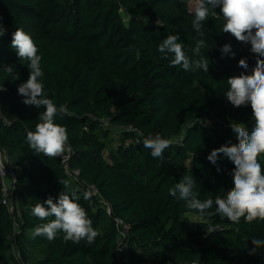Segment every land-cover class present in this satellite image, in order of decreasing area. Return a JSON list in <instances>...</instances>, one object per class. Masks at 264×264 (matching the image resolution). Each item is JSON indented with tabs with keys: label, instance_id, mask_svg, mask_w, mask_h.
<instances>
[{
	"label": "trees",
	"instance_id": "trees-1",
	"mask_svg": "<svg viewBox=\"0 0 264 264\" xmlns=\"http://www.w3.org/2000/svg\"><path fill=\"white\" fill-rule=\"evenodd\" d=\"M192 1L0 0V108L11 120H0V148L17 174L13 214L2 203L0 177V264H264V247L249 254L252 240L264 239V221L242 218L235 224L215 214L217 196L225 198L234 186V164L223 155L216 165L207 159L213 149L238 143L231 124L254 127L251 106L234 107L225 92L227 79L251 74L257 57L250 43L222 31L225 21L216 7L204 22L207 47L201 51L210 61L208 72L169 67L171 57L161 59L158 51L167 35L179 34L186 55L198 58L192 52L198 38ZM18 28L39 49L45 93L68 109L56 122L67 128L74 149L70 166L96 186L112 214L99 196L84 199L86 191L66 174L60 157L37 154L27 144L26 130H35L44 108L25 105L17 91L30 71L29 61L11 47ZM225 44L231 45L228 54L221 52ZM242 58L247 69L239 67ZM5 66L13 67L11 75ZM107 118L110 124L104 125ZM131 127L144 137H183L164 150L161 161ZM115 128L122 131L117 145ZM260 162L264 165V156ZM184 175L194 177L200 200H213L203 215L191 213L201 218L194 226L182 219L184 202L168 191ZM61 181L77 192L99 233L91 244L64 243L62 233L52 241L32 237L35 226L47 222L31 215L32 207L58 198ZM116 218L130 224L129 263L117 256Z\"/></svg>",
	"mask_w": 264,
	"mask_h": 264
},
{
	"label": "clouds",
	"instance_id": "clouds-1",
	"mask_svg": "<svg viewBox=\"0 0 264 264\" xmlns=\"http://www.w3.org/2000/svg\"><path fill=\"white\" fill-rule=\"evenodd\" d=\"M216 7L220 8L225 21L222 31L230 33L239 42L250 43V50L256 54L257 59L251 74L241 73L227 79L229 87L225 92L226 99L237 108L250 105L255 124L251 131L243 123L231 124L238 143L229 142L213 149L207 157L214 165L221 155L234 164L231 173L234 186L227 191L225 198L217 196L214 202L215 214L235 224H239L242 218L245 223L264 221V165L260 162V158L264 156V0H195L192 27L198 38L192 52L198 58L192 59L186 55L184 45L178 42L179 34L167 35L158 45V51L161 59L171 57L169 67H181L185 72L202 70L207 73L210 61L201 51L207 47L203 39L204 22L208 20L210 10ZM11 47L20 59L29 61V77L18 86V94L24 97L25 105L44 108L35 130H26V142L37 154L48 158H64L65 153L70 151L68 131L65 126L56 122V117L66 115L68 109L63 104L58 107L45 93L42 57L38 54L39 49L32 37L18 28L12 33ZM221 52L230 53L231 45L225 44ZM239 67L248 68L246 59L239 60ZM3 71L11 75L14 69L12 66H5ZM140 135L143 137V147L150 150L153 158L162 161L164 150L170 147L172 141L159 134L146 137L143 133ZM4 166L0 159V175H5ZM217 171H220L219 167ZM61 184L63 190L58 198L49 196L43 203H36L32 207L31 215L47 221L35 226L32 237H45L52 241L62 233L64 243L78 244L81 240L93 243L99 233L94 229L85 209L78 203L80 197L67 181H61ZM196 184L192 175H184L168 190L170 196L184 202L186 216H190L193 211L203 215L213 206L211 198L203 201L198 198ZM83 196L87 200L91 194L85 192ZM50 217L53 219H49ZM252 244L249 254L264 247V239L254 238Z\"/></svg>",
	"mask_w": 264,
	"mask_h": 264
},
{
	"label": "built area",
	"instance_id": "built-area-1",
	"mask_svg": "<svg viewBox=\"0 0 264 264\" xmlns=\"http://www.w3.org/2000/svg\"><path fill=\"white\" fill-rule=\"evenodd\" d=\"M2 89V86L0 84V90ZM96 119V117H95ZM0 120H2L5 124H11V120L8 119L7 117L4 116L1 108H0ZM101 122L104 125H109L110 124V118L107 119H102ZM131 130L137 131L139 134L141 132L134 127L130 128ZM183 134L179 136V138H176L174 140H171L172 143L176 142H181L182 141ZM140 140V139H139ZM138 140V142H139ZM69 146H70V151L66 152L64 155V158L60 157V160L62 164L65 167L66 174L72 179L75 183L80 184L81 188L84 189L86 192H89L92 196H99V191L96 188L95 185H88L85 181L81 180L80 175L81 171L78 168H72L70 166V160L72 156L74 155V149L69 141ZM0 159L3 160L5 166H4V173L5 175H0L1 181L3 184V200L2 203L8 207L9 212L12 214L15 212L14 206L11 204V199L14 195V189L17 181V174L14 170V167L5 152L4 149L0 148ZM100 197V196H99ZM101 198V197H100ZM101 202L104 204L107 212L109 214H112V209L111 206L108 202H106L104 199H100ZM115 224L118 230V235H119V240H120V246L117 250V256L123 260L129 263V247L127 244V238L130 233V224L127 223L124 219L122 218H116L115 219ZM210 231H219V228L216 226H210ZM18 260L20 261V257L18 256ZM168 264H183V263H174V262H169ZM188 264H195L194 262L188 263Z\"/></svg>",
	"mask_w": 264,
	"mask_h": 264
},
{
	"label": "rangeland",
	"instance_id": "rangeland-1",
	"mask_svg": "<svg viewBox=\"0 0 264 264\" xmlns=\"http://www.w3.org/2000/svg\"><path fill=\"white\" fill-rule=\"evenodd\" d=\"M194 3H195V1H192V2H190V5H189L190 10H192V11H193ZM113 132L115 133V136H116L115 138H116V145H117V144H119V140H120V136L122 134V131H120V129L115 128V129H113ZM104 153H105V156L107 158H109V154H110L109 149L105 150ZM182 219L185 220V221L190 222L191 225L194 226V225H196L197 221L199 219H201V218L199 216H197V215H192L191 214L190 216L183 215Z\"/></svg>",
	"mask_w": 264,
	"mask_h": 264
}]
</instances>
